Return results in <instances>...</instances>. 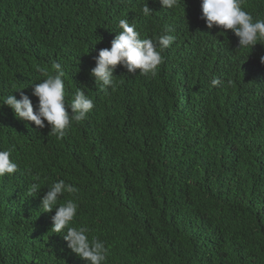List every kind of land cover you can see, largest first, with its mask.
<instances>
[{"label": "trees", "instance_id": "1", "mask_svg": "<svg viewBox=\"0 0 264 264\" xmlns=\"http://www.w3.org/2000/svg\"><path fill=\"white\" fill-rule=\"evenodd\" d=\"M200 2L0 0V97L22 93L35 111L34 85L60 63L66 104L77 88L94 102L62 139L0 105V151L18 165L0 177V264H87L50 231L55 210H40L61 179L77 187L61 202L76 200L73 226L105 244L104 264H264V45L209 30ZM242 7L264 19V0ZM121 19L141 39L175 40L154 77L117 65L106 94L90 72Z\"/></svg>", "mask_w": 264, "mask_h": 264}, {"label": "clouds", "instance_id": "2", "mask_svg": "<svg viewBox=\"0 0 264 264\" xmlns=\"http://www.w3.org/2000/svg\"><path fill=\"white\" fill-rule=\"evenodd\" d=\"M177 2L178 0H159L162 8L167 9L174 8ZM200 9L201 19L206 27L209 30L214 26L221 28L224 31L220 33L223 34L231 30L238 38L237 48L250 50L258 43L264 45V19L254 21L253 16L243 9L242 0H201ZM142 11L145 16L151 14L147 5ZM119 28L120 31L112 40L110 48L98 52L95 66L90 72L95 85H99V90L106 94L117 87V78L113 75L117 65L125 68L128 73L139 70L138 76L154 77L163 62L162 50L175 40L174 36L168 34L159 35L155 39H141L135 24H130L126 19L119 21ZM260 62L264 64V56L260 58ZM51 67L54 74L45 73L46 78L33 87L32 95L38 100L35 111L32 101L22 93L19 100L12 94L0 97V105L8 106L15 119L31 122L37 129L49 127V134L62 139L73 122L78 123L87 118L94 108V102L85 91L77 88L70 104H66L63 79L65 72L60 63H54ZM211 83L216 86L219 80L213 79ZM25 127H29L28 123H25ZM11 155V147L0 151V177L17 171L18 165L10 159ZM41 189L40 184L34 182L30 186L29 195L35 196ZM77 192L78 189L73 184L66 183L63 179L57 180L42 196L40 210L45 213L55 210L51 217L50 231L61 234L72 253L87 261V264H104L107 258L105 244L96 237L90 240L87 227L73 226L78 209L76 200L65 199L61 202V197L66 193L75 196Z\"/></svg>", "mask_w": 264, "mask_h": 264}]
</instances>
